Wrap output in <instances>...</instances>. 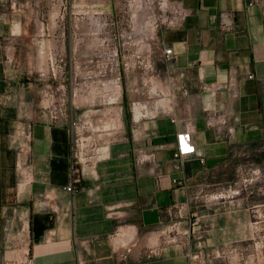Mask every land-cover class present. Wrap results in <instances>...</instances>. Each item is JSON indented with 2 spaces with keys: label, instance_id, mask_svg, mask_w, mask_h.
<instances>
[{
  "label": "crops",
  "instance_id": "crops-1",
  "mask_svg": "<svg viewBox=\"0 0 264 264\" xmlns=\"http://www.w3.org/2000/svg\"><path fill=\"white\" fill-rule=\"evenodd\" d=\"M17 1L23 18L0 3L4 69L43 73L39 46L48 44L46 59L64 58L66 39L75 76L76 55L91 47L100 25L87 17L107 13L106 2L68 0L59 31V4ZM156 1L168 3L161 10L183 15L180 26L159 28L153 41L146 34L137 38L142 66L125 69L120 58V87L129 102H99L119 126L103 131L101 137L112 140L110 156L86 168L74 193L66 190L72 163L67 124L40 111L24 138L10 142L1 131L0 264H192L194 245H162L159 231L174 222L187 229L193 220L206 230L207 248L232 249V261L241 252L244 264L257 256L264 264V0ZM145 12L139 25L148 24ZM223 12L232 14L231 31L220 28ZM67 17L72 26L65 37ZM74 101L78 109L88 106ZM135 105L143 109L139 114ZM185 131L196 153L178 160L176 135ZM138 155L152 158L139 164ZM246 165L261 170L256 182L232 200L206 199ZM116 232L124 241L113 252L108 237ZM154 242L160 254L147 257Z\"/></svg>",
  "mask_w": 264,
  "mask_h": 264
},
{
  "label": "built area",
  "instance_id": "built-area-1",
  "mask_svg": "<svg viewBox=\"0 0 264 264\" xmlns=\"http://www.w3.org/2000/svg\"><path fill=\"white\" fill-rule=\"evenodd\" d=\"M257 2V0H255ZM163 4V1H161ZM0 3L7 5L10 10H20V4L17 0H0ZM52 5L59 4V12L57 15L58 30L62 29V23L65 19L66 10L68 6V0H52ZM157 7L150 3L147 7V13L149 16L147 26L143 24H137V28L133 27L130 21L125 19L115 20L114 18L107 16L106 14H96L93 13L87 19L98 20L100 25H98L95 30L97 32V38L105 43L107 49L102 51V55L97 59L89 58L86 60V65L84 67L86 75L89 76V80H97L98 84H108L110 87V93L108 96H103L104 99H109V101L104 102L107 104H116L121 97V87H120V74L119 67L117 66L120 58H125L123 63V68H129L131 66H142L143 61L138 53V44L142 40H137L139 36L144 34L150 35L149 41L155 39L154 34L159 28H178L180 26V20L182 18L181 13L172 11H163L160 8L161 5ZM39 6H35V15L42 18ZM126 9V0L121 1L118 13L124 15ZM220 28L223 31H231L233 28L232 14L229 12H223L219 15ZM131 25V27H130ZM118 28V34L108 31L112 28ZM110 34V35H108ZM125 38V40H124ZM164 55L167 58L172 56V50L170 48H165L163 50ZM57 58L62 60L59 54H56ZM75 69V78L78 77L76 70L79 69V62H73ZM90 85H94L93 82L86 83V85H81L78 87H83L85 90L89 89ZM105 89V87L103 88ZM76 88L72 91V99L68 103L64 99V90L60 98H55L51 93L50 95L44 94V106L43 110L48 114L49 118L53 122L62 121L67 124L70 128V146H71V157L72 163L70 167V183L66 188L67 191L74 193L77 187L80 185L83 175L85 174L86 168L95 166L101 161H105L110 156L109 146L112 143L110 139H104L101 134L104 133L106 129H116L119 126L118 121L114 118H109L104 112L103 108L95 109L93 112L91 110L83 112L80 116H77L76 110L78 107L75 105L74 98H76L75 93ZM48 93V94H49ZM105 93V91H104ZM90 107L95 106V102L88 104ZM138 106L135 105V108ZM143 109L140 108L139 112ZM96 114L94 122L92 121V116ZM107 125V127H105ZM190 131H185L176 135L177 147L174 152V157L178 160H185L195 155L196 148L191 142ZM152 158L151 155L143 156L138 155L136 161L142 164L149 161ZM261 176V170L257 167L246 165L245 167L239 168L236 171V178L232 184L219 190V192L212 194L207 200H232L239 196L248 186L256 182ZM159 180L160 177H157ZM175 182V181H174ZM190 224L187 229H181L180 223L174 222L169 227L159 231V237L161 239L162 245H184L191 246L194 245L195 252L190 254L189 258L194 261L203 258L205 255V249L207 246L205 244L206 230L202 228L198 221H188ZM109 242L112 246L113 252H118L122 246L121 235L116 232L108 237ZM117 241L119 244H117ZM124 241V240H123ZM84 244H89L90 241H84ZM126 244V243H125ZM153 244H149L147 247V257H153L160 254V249ZM234 251L228 248L223 249H211V256L213 258L224 257L228 260H233L232 255ZM126 252L120 253L119 257L124 258ZM242 257L241 252H236L235 256ZM241 260V259H240ZM78 264H85L84 261L78 260ZM244 264V263H243Z\"/></svg>",
  "mask_w": 264,
  "mask_h": 264
},
{
  "label": "rangeland",
  "instance_id": "rangeland-1",
  "mask_svg": "<svg viewBox=\"0 0 264 264\" xmlns=\"http://www.w3.org/2000/svg\"><path fill=\"white\" fill-rule=\"evenodd\" d=\"M97 0L92 1L91 5H94V2ZM106 2L105 13L107 16L114 18L115 20L125 19L126 21H130L133 24V27L136 29L138 20L140 15L146 14V9L150 3L157 7L156 0H126V11L124 15L118 13V8L121 5L122 0H98ZM116 5V6H115ZM164 5V4H163ZM165 6V5H164ZM95 10V9H94ZM9 13H13L8 10ZM84 12H87L85 10ZM92 12V11H90ZM87 12V13H90ZM97 12V11H96ZM20 18H23L20 11H15L13 13ZM92 14V13H90ZM88 14V15H90ZM142 17H145L142 16ZM33 25V22L31 23ZM71 21L69 17L66 19L65 24V37L68 35V30L71 29ZM131 27V25H130ZM116 33L118 34V28L112 30V28L108 31V33ZM108 34V35H110ZM125 40V38H124ZM95 41L101 42L98 38ZM102 43V42H101ZM105 44V43H104ZM68 43L65 39V48H64V58L62 60L58 59L57 57H51L46 59V66L49 65L50 68L52 66L57 70V72H50V73H38L32 70L30 74L24 73H11L8 70L4 69V66L0 60V133L4 132L10 142H13L14 139L18 136L23 137V132L28 131V125L31 122L36 121L39 117L40 111L43 110L44 106V94L47 96L50 95L51 92L55 98H60L62 94V90H64V99L70 103L72 99V91L74 88H80L78 86L86 85V83H91L94 81L95 87L99 90L100 93L96 96L95 99V106L90 107L86 106L85 108H80L76 110L77 116H80L83 112L91 110L92 112L95 109L103 108V106H99V102H102L103 96H105L104 90L102 88H107L108 84H98L97 80H89V76L86 75L87 70L84 69L83 62L86 59L93 58L94 60L97 59L99 56L102 55V51L105 49H100L96 47L95 43L91 45V47L86 48L82 53H78L76 55V61L79 62V69L76 70V74L78 77H74L72 70L70 68L71 61L68 58ZM85 45L89 46V43H85ZM106 45V44H105ZM146 46V45H145ZM107 49V47H105ZM100 53V54H99ZM49 55V54H48ZM90 55V56H89ZM48 62V63H47ZM35 62H33V65ZM88 67V65H86ZM118 67L121 68L120 61L117 64ZM75 80H74V79ZM97 85V86H96ZM78 90L75 91L77 93ZM110 92V87L107 90V93ZM49 93V94H48ZM110 93L107 94V96ZM121 100L123 99L124 103L129 102V92L121 91ZM109 99H104L103 102H107ZM127 105V104H126ZM125 110L128 107L124 108ZM140 108H136V114H139ZM92 121L96 118V114L91 117ZM107 127V125H105ZM2 131V132H1ZM20 132V133H19ZM24 138V137H23ZM193 251V250H192ZM211 249H205V258L197 259L192 261V264H242L241 257H236L234 261L228 260L224 257L213 258L210 254ZM257 257V256H256ZM256 257L250 258V264H257V262L262 261V259H258L256 261Z\"/></svg>",
  "mask_w": 264,
  "mask_h": 264
},
{
  "label": "bare ground",
  "instance_id": "bare-ground-1",
  "mask_svg": "<svg viewBox=\"0 0 264 264\" xmlns=\"http://www.w3.org/2000/svg\"><path fill=\"white\" fill-rule=\"evenodd\" d=\"M164 5L165 6H167L168 7V3L166 2V3H164ZM169 9V8H168ZM53 16V15H52ZM51 17V16H50ZM49 21H50V19H49ZM51 21H52V19H51ZM55 24V23H54ZM45 25V24H44ZM43 25V26H44ZM49 27V26H48ZM51 27V26H50ZM55 28V27H54ZM52 29V28H51ZM47 30V29H46ZM46 30H45V32H46ZM41 31H43V30H41ZM42 34H43V32H42ZM47 34V33H46ZM45 39V38H44ZM47 40V39H46ZM48 41V40H47ZM53 42V41H52ZM93 43H95V45H96V47H98V48H100V49H106L105 47V44L104 43H101V42H99V41H95V42H92L91 43V45L93 44ZM54 45H55V42H54ZM39 46V45H38ZM47 47L48 46V44L47 45H42L41 44V47L39 46V48L40 49H38V51H39V53H38V60H39V62L41 63V69H40V72H43V73H50V72H57V70H55V68L52 66V68H50V66L49 65H45L46 64V57H47V54H46V52H45V50H46V48H44V47ZM53 46V44L51 45V46H49V47H52ZM56 46H58V45H56ZM49 47H48V49H49ZM54 49V48H53ZM53 51V50H52ZM78 51V50H77ZM51 52V51H50ZM78 53V52H77ZM51 54V53H50ZM53 54V53H52ZM49 58H51V57H49ZM48 63V62H47ZM42 73V74H43ZM97 86V85H96ZM108 88L109 87H107V88H105V93H103L105 96H107V90H108ZM99 89V88H98ZM96 87H95V85H90V87H89V89H87V90H85L83 87H81V89L79 90V92L80 93H77L76 94V97L78 98V100L81 102V104L83 105V106H85V105H87V104H91V103H94V101H95V99H96V96L98 95V93H100L99 92V90H98ZM103 89V88H102Z\"/></svg>",
  "mask_w": 264,
  "mask_h": 264
}]
</instances>
